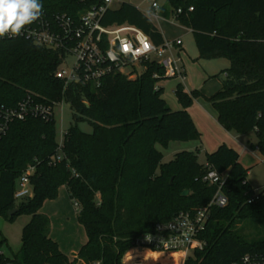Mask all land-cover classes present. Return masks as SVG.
<instances>
[{"label": "trees", "instance_id": "1", "mask_svg": "<svg viewBox=\"0 0 264 264\" xmlns=\"http://www.w3.org/2000/svg\"><path fill=\"white\" fill-rule=\"evenodd\" d=\"M42 3L43 16L57 23L58 15L78 18L96 1ZM162 10L164 17H174L192 30L198 59L230 61L223 70L222 87L207 99L226 130L256 134L258 145L252 146L264 157V0H167ZM102 21L105 25L129 23L156 44L165 42L152 20L130 2L107 10ZM63 55L62 50L35 44L26 36L0 38V108H16L29 98L52 107L66 101L75 122L64 131L61 148L54 116L7 122L0 138V215L10 222L21 214L30 220L23 229L22 247L13 257L2 251L7 238L1 236L0 264H78L79 260L122 264L123 255L135 247L140 235L154 231L158 223L180 211L210 204L218 186L203 180L209 168L228 172L223 187L228 204L211 206L206 230L200 235L206 244L186 264H237L246 254L264 251V189L255 202H248L254 189L236 149L222 144L201 163L198 152L188 150L164 162L157 147L201 138L188 111L200 92L188 93L178 83L175 93L183 108L172 109L159 85L170 78L154 61L136 78L118 72L108 75L99 87L66 85L57 77ZM81 121L90 122L93 132L82 131ZM5 122L0 112V125ZM60 153L64 157L57 161ZM29 166L35 167L33 196L17 201L18 180ZM62 186L79 204L77 218L87 233L75 259L51 237L50 218L41 212L46 200L58 197ZM185 190L190 192L187 196ZM247 224L259 229L258 236L244 232ZM137 258H142L140 264H177L167 253L145 249L129 250L125 264H139Z\"/></svg>", "mask_w": 264, "mask_h": 264}, {"label": "built area", "instance_id": "2", "mask_svg": "<svg viewBox=\"0 0 264 264\" xmlns=\"http://www.w3.org/2000/svg\"><path fill=\"white\" fill-rule=\"evenodd\" d=\"M95 1L96 3L83 11L78 18L58 15L57 23H53L42 16L26 26L18 36H26L35 44L64 52L57 77L64 80L66 85L93 83L99 87L110 74L119 72L129 76L130 71L138 72L140 67H143L141 73L143 74L148 62L152 61L164 69L165 76L185 80V68L176 50V46L183 43L181 39L165 40L163 44H156L150 35L129 23L105 25L102 21L104 14L112 8L111 4L115 0ZM145 1L149 2L154 10L161 8L160 0ZM192 9L193 7L190 8ZM6 37L11 38L8 35L0 38ZM69 55L75 56V63L70 69H64L62 64ZM54 107L35 102L31 98L21 102L16 108L5 109L2 106L0 112L3 113L6 122L0 125V138L9 120L26 119L29 116H43L49 119L55 117ZM62 145L63 141L59 143L60 148ZM63 157L62 153L58 154L57 161L62 160ZM34 172L35 167L29 166L19 178L15 192L17 201L33 196L31 176ZM227 178L228 172L220 173L209 168L203 180L218 186V191L210 204L193 211H180L171 220L158 223L154 231L140 235L135 240L133 248L167 254L181 253L178 263L181 260L182 264H186V260L194 251L203 249L206 244L200 235L206 230L211 206L224 207L228 204V198L223 191ZM263 189L254 190L248 202H255ZM75 205L79 210V204L75 203ZM137 263L140 264L141 261ZM89 264L102 263L97 260ZM237 264H264V251L246 254Z\"/></svg>", "mask_w": 264, "mask_h": 264}, {"label": "rangeland", "instance_id": "3", "mask_svg": "<svg viewBox=\"0 0 264 264\" xmlns=\"http://www.w3.org/2000/svg\"><path fill=\"white\" fill-rule=\"evenodd\" d=\"M124 1L130 2L145 11H147L150 7V3L145 0H115L111 4V7L118 8ZM160 3L165 6L167 4V0H160ZM160 25L166 36L172 39L177 37L183 38L184 49L186 53L184 54V58L185 60H188L192 63V65L187 67L188 73L190 74V76L192 74L195 84L205 83L206 85L205 91L202 88H193L189 80L182 81L178 78H175L178 79V83H182L184 88H187L189 90L188 93H191L192 91H198L201 93V95L194 98L191 106H193L194 103L198 104L195 101L196 99H200L207 105L209 104L208 106L212 107L216 111L212 103L208 101L207 97L218 91V88H215V83L218 80L220 81L224 79L223 70L225 66H222L221 62H229L230 66V61L228 59L221 58L198 59L199 51L192 30L187 26L182 25L176 20V18H166L160 22ZM159 27L160 26L158 25V28ZM75 60L76 58L74 55H69L66 62L62 64V67L64 69H70L71 67H73ZM205 70L210 72L212 76L209 80H207L208 77L202 79V73ZM142 71L143 67H140L138 72H135L136 74L133 73V71H130L129 76L130 78H136L138 74L142 73ZM175 79H170L167 81V83H165L167 89L165 91L164 98L168 101L170 107L171 104H174L175 100H179L175 93L176 88H173V85L176 83ZM54 114L57 122V141L58 143H60L64 140V131L68 130L71 125L75 123L73 117L74 111L68 102L63 101L54 107ZM78 125L79 128L86 133H92L94 130L93 125L88 121H81ZM202 125L207 126V131L204 133V135H202L201 133L200 139L171 141L169 144H158L157 147L164 154L163 161H170L174 158L175 153L188 150L198 152L200 161L206 163V149H209L208 139H211L212 136L214 137L215 129H212V127L209 128L206 123H202ZM236 134H238L239 138L241 139L242 145H246L248 148V151L244 152L242 156V161L249 171V183L254 190L262 189L264 188V161H261L262 154L260 153L259 149L252 146V144H254L255 146L258 145V138L254 132H251L249 134ZM64 188V186L60 188L59 195L56 199L46 200L42 211L46 213L49 216L50 221H52L53 235L55 239L60 243V248L66 254H68L71 259H75L77 256L76 254L78 253L82 245L87 241V233L85 231V228L78 221V208L76 207L75 203L70 200ZM29 220L30 217L25 214L18 215L12 222L5 220L4 217L0 215V238L1 236H5L7 238V242L4 244L2 249L6 256L13 257L20 251L22 247L23 229L29 222ZM244 224L241 225L244 226ZM258 230L259 229H257L256 226L247 224L244 232L250 237H256L258 236ZM131 249H138L140 251V249L142 250L143 248ZM128 251L122 257V264L126 263L125 259ZM141 260L142 258L136 259L137 262ZM78 264L86 263L83 260H79ZM179 264H182L181 260Z\"/></svg>", "mask_w": 264, "mask_h": 264}, {"label": "crops", "instance_id": "4", "mask_svg": "<svg viewBox=\"0 0 264 264\" xmlns=\"http://www.w3.org/2000/svg\"><path fill=\"white\" fill-rule=\"evenodd\" d=\"M162 8H163V5L161 4V8L159 10H154V9L151 8V6L149 7V9L147 11L142 10V9L141 10L152 20V22L155 24V26L157 28H158V25L160 26L158 29H160V31L162 32L165 40H169V41H175L177 39H181L182 40L183 43L181 45H177L176 46V50H177L178 56L181 58L182 65L185 68V72H186L185 80H187V81L189 80L191 82V85L193 86V88H202L203 90H205V88H206L205 83L204 84L203 83L195 84L194 83V79L192 77V74L190 76V74L188 73L187 67L192 65V63L190 61H188V60H185V58H184V54H186V53H185V49H184V40H183V38L182 37H177V38H173L172 39V38H170V37L165 35V33H164V31H163V29H162V27L160 25V22L162 20L166 19V17H164L162 15V11H163ZM221 59H225V58H221ZM225 61H228V60H225ZM221 63H222V66H225L224 69L229 67V62H221ZM223 76H224V74H223ZM211 77L212 76H211L210 72H208L207 70H205L202 73V79L207 78V80H209ZM170 79H175V78H170ZM170 79L162 80L159 83L160 86L164 87V95L163 96H165V91L167 89L165 83H167V81L170 80ZM185 80H183V81H185ZM175 81H176V83L173 85V88H176V86L178 84V79H175ZM216 83H215V88H218V90H219L222 87L223 80H220V81L218 80ZM185 90L187 92L189 91L187 88ZM178 101L179 100H175L174 104L173 105L171 104V108L172 109L178 110V109L183 108L181 103L178 102ZM195 102L198 103V104L194 103L193 106L188 108V111L191 114V116H192L197 128L199 129V131H201L202 135H204V133L207 131V126L202 125V123H206L209 126V128L212 127V129H215L214 137L212 136L211 139L210 138L208 139L209 140V142H208L209 143V149H206V154L213 152V150L215 151L222 144H227V145L233 147L234 149H236L239 152L240 161L244 165V167L246 168V165L242 161V156H243L244 152L248 151V148H247L246 145H242L241 139L239 138L238 134H236L235 132L226 130L220 124L219 119H218V117H219L218 116V112L215 111L212 107L208 106L209 104L207 105L206 103L202 102V100H200V99H196ZM167 103H168V101H167ZM261 157H262L261 161H264L263 155H261ZM199 161H200V159H199ZM200 162L203 163L202 161H200ZM64 187H65L64 189L66 190L67 195L69 196L68 188L66 186H64ZM69 198H70V196H69ZM70 200H71V198H70ZM43 207H42V209H43ZM42 209H41V212L43 214H46V213H44L42 211ZM77 216H78V214H77ZM50 235L55 241H57L55 239L54 235H53L52 221H51V232H50ZM59 246H60V243H59Z\"/></svg>", "mask_w": 264, "mask_h": 264}, {"label": "clouds", "instance_id": "5", "mask_svg": "<svg viewBox=\"0 0 264 264\" xmlns=\"http://www.w3.org/2000/svg\"><path fill=\"white\" fill-rule=\"evenodd\" d=\"M44 13L42 0H0V37L18 36Z\"/></svg>", "mask_w": 264, "mask_h": 264}, {"label": "bare ground", "instance_id": "6", "mask_svg": "<svg viewBox=\"0 0 264 264\" xmlns=\"http://www.w3.org/2000/svg\"><path fill=\"white\" fill-rule=\"evenodd\" d=\"M145 250H148V249H145ZM149 251V250H148ZM152 252V251H150ZM139 254H136V256H138ZM168 255V258L171 262H174V263H178V258L181 256V253H173V254H167Z\"/></svg>", "mask_w": 264, "mask_h": 264}, {"label": "water", "instance_id": "7", "mask_svg": "<svg viewBox=\"0 0 264 264\" xmlns=\"http://www.w3.org/2000/svg\"><path fill=\"white\" fill-rule=\"evenodd\" d=\"M189 193H190L189 190H185L183 192V195L187 196ZM16 211H17V209H14V210L10 211V214H14Z\"/></svg>", "mask_w": 264, "mask_h": 264}]
</instances>
